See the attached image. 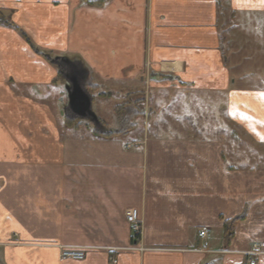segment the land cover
Here are the masks:
<instances>
[{
  "label": "crops",
  "instance_id": "crops-1",
  "mask_svg": "<svg viewBox=\"0 0 264 264\" xmlns=\"http://www.w3.org/2000/svg\"><path fill=\"white\" fill-rule=\"evenodd\" d=\"M0 10L15 27L0 24V264H247L251 251L264 264V0ZM66 77L94 113L102 88L144 100L147 121L95 131L68 109Z\"/></svg>",
  "mask_w": 264,
  "mask_h": 264
},
{
  "label": "rangeland",
  "instance_id": "rangeland-1",
  "mask_svg": "<svg viewBox=\"0 0 264 264\" xmlns=\"http://www.w3.org/2000/svg\"><path fill=\"white\" fill-rule=\"evenodd\" d=\"M6 14H9V12L7 11V13H4V15ZM91 92L93 93L95 100L93 105L94 110L97 112L95 114H97V118L103 127L100 128L101 126H99L98 128H95V131L108 128L107 124L112 123L115 118L121 122L123 120V129H125L130 121L143 124L149 117L148 115L139 114L142 109H146V104L143 103L144 100L142 101L140 98L135 99L130 97L125 101V98H123V93L108 92L102 88H99L96 90V92ZM123 105L126 107H123ZM117 106H119L118 109L116 108ZM130 112H133L134 115L129 114ZM65 115L67 116L70 114L65 113ZM151 119L152 117L150 115L149 123H151ZM80 125L87 126V129L90 128L94 130L92 124L86 120H80Z\"/></svg>",
  "mask_w": 264,
  "mask_h": 264
},
{
  "label": "water",
  "instance_id": "water-1",
  "mask_svg": "<svg viewBox=\"0 0 264 264\" xmlns=\"http://www.w3.org/2000/svg\"><path fill=\"white\" fill-rule=\"evenodd\" d=\"M47 58L50 59L49 56ZM51 61L59 66L60 61L67 63L68 60L63 58H53ZM67 80V94H68V109L75 115V117L80 119H86L92 122L94 125L98 124V118L91 109V97L84 91L83 87L76 83L75 80Z\"/></svg>",
  "mask_w": 264,
  "mask_h": 264
},
{
  "label": "built area",
  "instance_id": "built-area-1",
  "mask_svg": "<svg viewBox=\"0 0 264 264\" xmlns=\"http://www.w3.org/2000/svg\"><path fill=\"white\" fill-rule=\"evenodd\" d=\"M125 219L130 226L131 232L136 239H140L142 236V226L141 220L138 217L136 209L130 208L125 213ZM209 230L206 227H203L199 230L197 236L201 240H205ZM203 247H207V242H203ZM255 247V246H254ZM258 254L255 251H251L248 255L251 257L247 260V264H255L254 256ZM60 257L63 260H72V261H83L85 258V252L83 249L75 248H62L60 251Z\"/></svg>",
  "mask_w": 264,
  "mask_h": 264
},
{
  "label": "trees",
  "instance_id": "trees-1",
  "mask_svg": "<svg viewBox=\"0 0 264 264\" xmlns=\"http://www.w3.org/2000/svg\"><path fill=\"white\" fill-rule=\"evenodd\" d=\"M0 24H2V25H4V26H7V27H13V28H15L14 27V24L11 22V20L6 16V15H4V13H3V11H1L0 10ZM23 36H24V38H25V40L27 41V42H29V39L24 35V34H22ZM90 91V90H89ZM123 107H126V106H124L123 105ZM117 109L119 108V106H117L116 107ZM78 123L79 121H77V120H75V119H65V123H69V124H72V123ZM75 123V124H76ZM100 123V122H99ZM100 125H101V123H100ZM101 128H103V127H101ZM104 132V135H106V136H109V135H111L113 132L110 130V129H108V128H105L104 130H103Z\"/></svg>",
  "mask_w": 264,
  "mask_h": 264
},
{
  "label": "snow or ice",
  "instance_id": "snow-or-ice-1",
  "mask_svg": "<svg viewBox=\"0 0 264 264\" xmlns=\"http://www.w3.org/2000/svg\"><path fill=\"white\" fill-rule=\"evenodd\" d=\"M259 96L264 98V93H259Z\"/></svg>",
  "mask_w": 264,
  "mask_h": 264
}]
</instances>
